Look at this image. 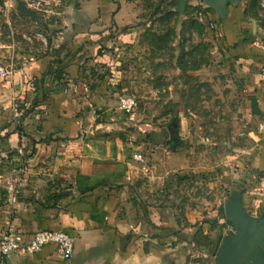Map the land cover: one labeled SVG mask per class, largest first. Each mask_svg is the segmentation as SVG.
<instances>
[{"label": "rangeland", "instance_id": "obj_1", "mask_svg": "<svg viewBox=\"0 0 264 264\" xmlns=\"http://www.w3.org/2000/svg\"><path fill=\"white\" fill-rule=\"evenodd\" d=\"M13 1L10 6L0 0L3 66L21 54L46 50L63 30L66 0H24L29 10L50 14L37 24L21 17L20 0ZM124 2L137 12L127 23L130 31L116 38L115 27L99 41V57L85 66L84 79L103 86L114 99L120 115L112 121L117 127L111 135L117 141L143 154L159 146L166 160L187 162L165 177L160 199L178 210V223L198 227L196 236L221 240L235 233L226 210L233 195L246 212L256 210L247 212L250 216L264 217L263 197L252 196L255 187L243 185L246 177L259 176L252 164L262 157L264 140L252 122L249 99L257 83L264 96V0H238L224 23L200 0L189 1L182 13L178 0ZM55 49L61 51L54 54L60 63L72 55L64 42ZM84 58L90 63L96 57ZM126 97L135 101L130 112L119 108ZM32 103L20 108L25 112ZM193 248L189 264H217L215 255Z\"/></svg>", "mask_w": 264, "mask_h": 264}, {"label": "crops", "instance_id": "obj_2", "mask_svg": "<svg viewBox=\"0 0 264 264\" xmlns=\"http://www.w3.org/2000/svg\"><path fill=\"white\" fill-rule=\"evenodd\" d=\"M6 1L10 6L14 2ZM18 3L27 8L24 0ZM133 5L124 0H66L60 35L42 52L17 56L8 65L9 79L0 78V229L10 209L4 186L16 174V149L21 146L27 167L14 204L17 227L25 234L58 229L75 238L69 256L48 245L32 253L0 254V264H189L194 255L188 234L195 226L178 223V210L160 199L165 177L187 162L166 160L159 146L147 154L138 152L144 160H135V149L111 135L117 127L112 121L120 115L113 109L114 99L83 76L85 66L97 61V44L111 29L117 27L116 38L130 31L127 23L137 17ZM37 15L21 12L36 24L50 14ZM61 42L72 55L60 63L54 54L61 51L52 46ZM86 56L96 58L87 63ZM251 87L252 122L264 133V96L258 83ZM253 99L258 113L252 112ZM14 101L19 104V127L12 118ZM31 101L24 112L21 103ZM261 147L262 157L252 164L259 176L246 177L243 185L254 186L258 192L252 196L264 199V140ZM246 198L251 201L250 194Z\"/></svg>", "mask_w": 264, "mask_h": 264}, {"label": "built area", "instance_id": "obj_3", "mask_svg": "<svg viewBox=\"0 0 264 264\" xmlns=\"http://www.w3.org/2000/svg\"><path fill=\"white\" fill-rule=\"evenodd\" d=\"M10 71L8 66L0 64V78L8 80ZM120 108L125 112H130L134 107L135 101L132 97L120 98ZM12 107V118L17 127L20 125L19 104L14 101ZM16 174L10 176L5 183L6 202L9 205V218L4 227L0 229V254L7 256L11 253L36 252L43 247L52 245L57 253L69 256L73 252L75 238L63 230L40 229L25 234L14 221V204L17 201L22 182L26 176L27 158L21 146L16 149ZM133 158L143 161L140 153L133 154Z\"/></svg>", "mask_w": 264, "mask_h": 264}, {"label": "water", "instance_id": "obj_4", "mask_svg": "<svg viewBox=\"0 0 264 264\" xmlns=\"http://www.w3.org/2000/svg\"><path fill=\"white\" fill-rule=\"evenodd\" d=\"M191 0H178L177 9L182 13ZM212 7L220 18L224 17L229 6L238 0H200ZM19 10L27 16L38 19L34 10L20 4ZM228 218L234 223V234L223 235L215 252L217 264H264V217L250 216L242 207L237 195H233L227 204Z\"/></svg>", "mask_w": 264, "mask_h": 264}, {"label": "trees", "instance_id": "obj_5", "mask_svg": "<svg viewBox=\"0 0 264 264\" xmlns=\"http://www.w3.org/2000/svg\"><path fill=\"white\" fill-rule=\"evenodd\" d=\"M232 8H233V6H229L228 13L222 18L219 17V21L220 22L224 23L227 20ZM252 112L253 113H258L259 112L258 108L254 105V99L252 101ZM197 229H198V227L193 231V233L188 234L190 236L189 243L192 242L193 243V247L197 246L202 251H205L206 253L215 255V252L217 250V247H218L220 239H216V240H213V239H201L198 236H196Z\"/></svg>", "mask_w": 264, "mask_h": 264}]
</instances>
